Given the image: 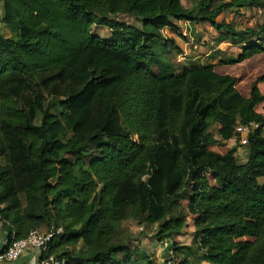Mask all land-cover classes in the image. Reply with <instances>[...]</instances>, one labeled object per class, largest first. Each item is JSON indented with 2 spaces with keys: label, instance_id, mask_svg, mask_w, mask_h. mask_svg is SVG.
<instances>
[{
  "label": "trees",
  "instance_id": "16d2710c",
  "mask_svg": "<svg viewBox=\"0 0 264 264\" xmlns=\"http://www.w3.org/2000/svg\"><path fill=\"white\" fill-rule=\"evenodd\" d=\"M0 5L4 250L35 230L63 228L47 254L66 264H153L119 241L118 225L133 220L159 224L156 238L173 243L176 264L199 254L211 264H264V72L248 75L243 66L264 57V27L217 23L228 11L264 8V0H193L191 8L182 0ZM121 16L139 18L144 31L126 29ZM176 22L210 24L240 44L241 53L218 66L244 73L220 74L215 64L156 72L161 47L150 58L149 43L174 44L163 31ZM98 25L110 39L93 32ZM252 122L261 129L244 147L246 163L238 147L213 150L220 144L214 126L222 143L243 147L236 126ZM181 202L188 215L173 218ZM190 216L194 245L182 247L174 237Z\"/></svg>",
  "mask_w": 264,
  "mask_h": 264
},
{
  "label": "rangeland",
  "instance_id": "374dc122",
  "mask_svg": "<svg viewBox=\"0 0 264 264\" xmlns=\"http://www.w3.org/2000/svg\"><path fill=\"white\" fill-rule=\"evenodd\" d=\"M185 7L191 8L193 5V0H182ZM0 17H2V6L0 5ZM120 21L126 24V29L132 31H144L141 20L136 17L131 16H121ZM217 23L219 24H227L232 25L238 31L245 29H258L259 27H264V13L259 14L255 9L247 8L242 10L241 12H225L221 14L217 18ZM177 28L175 30L163 31L164 40L170 38L174 44L170 43L168 46H164L163 41H151L149 43V55L150 58L153 56L157 47H161L159 54L155 56L156 60L159 62H163V67L160 69L159 65L154 66V70L156 72H160L161 70H165V67H168V64L173 65L177 71L184 70V68H192L196 65L205 63L209 61L210 58L205 57L204 53H208L210 50H214L215 47H221L217 51L216 55H222L220 52L235 49L236 53H238V47H231V45H223L224 42H227L225 36L219 32L217 29L212 27L210 24H202V23H185V22H176ZM4 32L7 33L5 28H3ZM93 32L98 36L104 39H110L112 36V32L108 30L104 26H96L93 28ZM9 34V33H7ZM159 44V46H157ZM187 44V51L181 50V47H185ZM226 44V43H225ZM195 46H198V49H195ZM202 48V50H201ZM231 48V49H230ZM229 50L227 53H229ZM168 51V52H167ZM172 51V54L169 52ZM194 52H200V55H203L196 63H191L186 60H192L194 57ZM259 112H263L262 107H259ZM219 127L214 126L212 128V133L215 138L220 141V144L213 147V150L225 154L229 149L233 147H238V160L241 164L246 163L247 161V148L240 147L238 143L234 141H230L226 144L222 143V140L218 133ZM264 180H261L263 183ZM188 202H181L179 205H176L172 214L173 218H178L180 215H188ZM2 225H0V251L5 247V240L3 239L6 235L2 232ZM159 230V224L144 226L141 225L138 221L130 220L123 225H118V238L122 243L129 244L130 247L134 249H139L143 253L150 255L152 257L153 264H164L172 256L170 255V251H173V243L169 242L171 246V250L164 249L162 247L161 242L156 238V234ZM196 229L193 223V218L190 216L186 218L185 227L183 230L174 237L175 242L179 246H193L194 238H195ZM31 251V250H29ZM28 252V251H27ZM25 253L26 256L28 253ZM23 256V257H24ZM38 256V255H37ZM22 257V258H23ZM31 257V255H30ZM26 259V257H24ZM28 258V257H27ZM179 259H184V254L181 253L179 255ZM37 261V259H36ZM38 264L34 262L31 264ZM12 264H18V261ZM30 264V263H25ZM192 264H211L210 261H204L201 258V255H197L196 258H193Z\"/></svg>",
  "mask_w": 264,
  "mask_h": 264
},
{
  "label": "built area",
  "instance_id": "2783aa9c",
  "mask_svg": "<svg viewBox=\"0 0 264 264\" xmlns=\"http://www.w3.org/2000/svg\"><path fill=\"white\" fill-rule=\"evenodd\" d=\"M264 8H260L259 12L262 13ZM261 129L258 123H250L247 125L238 123L236 126V134L239 138L240 144L245 147L249 143L250 135L255 132L256 130ZM263 135H264V127H263ZM63 228H52L49 233H42L40 231H33L29 235L26 240L16 241L7 249H3L0 251V264L5 263H15L19 261L27 251L35 250L38 252V257H36L38 264H66L65 260H60L54 255L47 254L51 242L58 237L59 235L63 234ZM7 245L8 241L5 240ZM168 246V242H162V247L166 248ZM46 254V256H44ZM170 255L172 256L164 264H176L174 261V253L170 251ZM35 259L34 262H37ZM36 264V263H35Z\"/></svg>",
  "mask_w": 264,
  "mask_h": 264
},
{
  "label": "crops",
  "instance_id": "0c3cea01",
  "mask_svg": "<svg viewBox=\"0 0 264 264\" xmlns=\"http://www.w3.org/2000/svg\"><path fill=\"white\" fill-rule=\"evenodd\" d=\"M259 9H255L257 13L259 14H263L264 11L262 13L259 12ZM170 29H165L164 31H169ZM167 39H170V38H167ZM226 43V44H225ZM223 45H231V47H238V53H236L235 49L234 48H230L231 50H229V53H227V51H222L220 52L222 55H216L217 51L219 50V48L221 47H215L214 50H209L208 53H202V54H205V57L207 58H210L209 61H206L205 63H202V64H199V62H197L199 60V58H201L203 55H200L201 53L200 52H194V57L192 60H186L188 62H191V63H198L199 65H206V64H215L216 66V71L220 74H234L236 76H239L240 74L244 73V72H232L230 71L229 68H226L225 66H218V62L221 58H230V57H237L240 53H241V45L240 44H232L231 42L227 41V42H224ZM189 46V45H188ZM187 44L185 45V47H181V50H184V51H187L186 48L188 47ZM195 49L197 50L198 49V46H195ZM202 50V48H201ZM198 66V65H196ZM243 66L245 67L244 69H246V71L248 72V75L252 74V73H255V72H260V71H263L264 72V57H255L253 58L252 60H249L247 62H245L243 64ZM185 69V68H184ZM250 81H254V75L253 76H250ZM6 240V237L3 239V241ZM170 247V244L168 243V246L164 249H168ZM29 252V253H28ZM27 255L24 256L26 257V259L23 257L21 258L19 261H18V264H25V263H34L36 257H38V252L35 251V250H31V251H28ZM31 255V257H30ZM28 257V258H27Z\"/></svg>",
  "mask_w": 264,
  "mask_h": 264
}]
</instances>
